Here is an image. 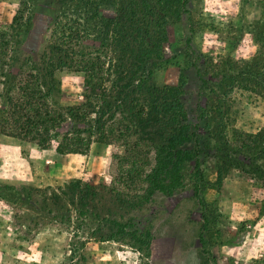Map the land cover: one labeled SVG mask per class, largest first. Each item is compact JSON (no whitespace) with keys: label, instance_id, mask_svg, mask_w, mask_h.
Instances as JSON below:
<instances>
[{"label":"rangeland","instance_id":"rangeland-1","mask_svg":"<svg viewBox=\"0 0 264 264\" xmlns=\"http://www.w3.org/2000/svg\"><path fill=\"white\" fill-rule=\"evenodd\" d=\"M68 25L107 79L123 72L105 82L106 115L119 119L117 90L175 92L198 125L199 193L187 164L169 196L129 175L135 135L119 124L82 154L0 133V264H264V172L243 145L264 134V0H0V89L33 67L51 106L82 102V73L54 70L64 58L48 52ZM136 148L153 174L156 150Z\"/></svg>","mask_w":264,"mask_h":264},{"label":"trees","instance_id":"trees-1","mask_svg":"<svg viewBox=\"0 0 264 264\" xmlns=\"http://www.w3.org/2000/svg\"><path fill=\"white\" fill-rule=\"evenodd\" d=\"M60 30H62L60 35L65 41L60 43L61 38H59L48 45V52L64 58L61 66H56L54 70L58 68L82 73L86 89L82 102L78 105L51 106L49 90L38 80L33 67L29 68L24 76L23 72L19 74L21 76L14 84L5 90L0 89V100L3 101L0 111V133L27 140L40 149L48 148L53 141V150L60 155L82 154L89 150L91 143L104 140L112 132V124L115 126L119 124L124 128V136L135 135V140L127 146L128 158L124 160L125 171L129 175H134L139 180L151 179L149 184L156 191L169 196L181 188L180 172L187 164L192 175L193 195H198L200 144L197 142L195 132L198 125L188 121L186 111L175 92L172 94L170 92L172 90L165 86L146 87L145 90L149 95L144 94L141 98H135L125 94L123 90H117L115 99L119 104H117L119 119L106 115L109 109L106 97L114 88V80H110L107 85L105 82H109L113 76H120L123 72L120 70L110 74V78L107 79L110 71L104 67L103 60L97 54L74 50L80 37L78 29L68 25ZM6 55L5 48L0 44L1 71L6 65ZM50 68L53 70V66ZM121 87L119 84L120 89ZM123 120L124 124L121 123ZM67 123L71 124L70 127L61 130ZM245 136L248 142L243 145L250 148L245 157L251 169L256 173L264 172L262 170L264 169V134ZM239 140L245 141L243 138ZM138 141H148L149 146L157 152L155 164L150 168L153 174L144 173L141 169V163L145 162L138 157L137 150L140 151L136 148ZM223 146L227 150L224 144ZM160 174L163 175L162 178L158 177ZM67 184L72 189H76L79 183L74 180Z\"/></svg>","mask_w":264,"mask_h":264}]
</instances>
